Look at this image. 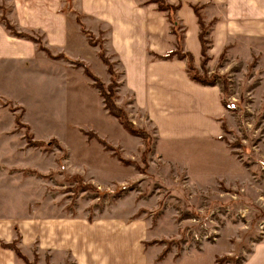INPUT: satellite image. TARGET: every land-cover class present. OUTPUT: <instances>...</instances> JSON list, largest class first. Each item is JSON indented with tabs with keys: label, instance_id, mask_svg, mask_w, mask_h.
I'll use <instances>...</instances> for the list:
<instances>
[{
	"label": "rangeland",
	"instance_id": "1",
	"mask_svg": "<svg viewBox=\"0 0 264 264\" xmlns=\"http://www.w3.org/2000/svg\"><path fill=\"white\" fill-rule=\"evenodd\" d=\"M133 1L166 21L149 0ZM40 5L60 6L74 30L70 37L77 44L70 42L67 56L61 53L72 72L61 73V79L71 77L73 85L67 88L66 82L61 92L51 93L42 57L0 61V226L5 225L0 247L12 255L5 260L79 264L83 223L85 245L92 247L89 264H137L138 257L143 264L146 255L148 264H217L223 257L230 258L224 264H243L256 244L264 243L262 54L239 44L234 53L213 58L206 39L207 60L195 67L215 77L221 89L224 139H166L145 110L136 108L134 94L124 93L107 37L88 20L96 46L82 33L79 0H35ZM13 12V0H0V19L11 24L7 15ZM33 35L42 42L45 34ZM100 55L113 65L114 77ZM76 61L85 63L107 91L116 83L115 104L148 139L132 135L108 113ZM140 225L148 234L139 244ZM120 230L126 231L116 235ZM206 234L218 240L206 241Z\"/></svg>",
	"mask_w": 264,
	"mask_h": 264
},
{
	"label": "crops",
	"instance_id": "2",
	"mask_svg": "<svg viewBox=\"0 0 264 264\" xmlns=\"http://www.w3.org/2000/svg\"><path fill=\"white\" fill-rule=\"evenodd\" d=\"M166 1L181 5L176 17L184 29L182 45L185 52L193 54L195 65L201 62L202 45L201 28L193 6L202 7L200 13L203 22L209 26L206 39L211 46V57L234 53V46L240 44L241 49L244 45L248 52L252 51L258 57L262 54L264 58V0ZM13 2L14 12L7 15L11 24L15 22L18 29L34 38L35 32L44 33L42 44L53 55L63 53L67 56L70 42L77 44L75 37H70L74 30L70 28L65 12L60 11V6L36 7L35 0ZM79 3L82 23L85 25L88 20L89 25H97L98 33L103 31L107 37L118 62L116 72L120 74L121 71L123 76L124 93L134 94L136 108L139 111L145 110L159 127V135L179 141L208 142L222 136L226 111L221 102V89L192 82L186 72V61L153 59V54L165 55L176 48V36L171 34L167 17L168 26L152 8L139 7L133 0H79ZM148 3V6L155 5ZM19 4L22 6L19 7ZM157 13L166 16V13L158 10ZM40 57L48 62L44 83L51 93L61 92L66 82L67 88L71 87V77L61 79V73L69 71L66 61L51 59L34 41L12 35L0 22V61H34ZM66 227L59 225V228ZM4 228L5 225L0 226V234H3ZM126 230L115 231V234L125 233ZM140 230L139 239H144H140L139 244L141 240L147 241L145 238L148 234L145 226L140 225ZM78 238L79 264H89L87 254L92 253V247L85 245L87 234L83 231V223H79ZM11 256L9 253L5 255L0 247V264H10V259L5 260V257ZM147 258V255L143 258V264H148ZM140 260L142 258L138 257L137 264ZM243 264H264V243L256 244L254 252Z\"/></svg>",
	"mask_w": 264,
	"mask_h": 264
},
{
	"label": "trees",
	"instance_id": "3",
	"mask_svg": "<svg viewBox=\"0 0 264 264\" xmlns=\"http://www.w3.org/2000/svg\"><path fill=\"white\" fill-rule=\"evenodd\" d=\"M149 2L151 4H155L157 5V10L159 12H163L166 13V17L169 21V23L171 24V33L173 35L176 36V48L174 50L169 51L167 54L165 55H157V54H153V59H157V60H164V61H170L173 59H178V60H183L186 61L187 64V68H186V72L189 76V79L194 82L197 83L201 86H207V87H214L217 85V81L215 77H210L207 73H204L203 75H201L198 71V69L195 67V62H194V57L193 54L190 52H185L181 43H182V38L181 35L179 34V23L178 20L176 18V14L179 11V9L181 8V5H174L171 4L169 2H167L166 0H149ZM202 7L200 6H193V9L198 17V22L201 28V32H200V42L202 45V58L207 60V50H208V42L206 40V36H205V32L207 31L206 26L202 20L201 17V10ZM5 21V28L10 31V33L18 38H26L29 40H32L34 42H36L37 44H39V48L44 51L48 57H50L51 59L54 60H62V59H66L65 56L63 54L54 56L50 53V51L48 49H46L44 46H42V42L40 40H37V38H34L32 36H29L23 32H18L16 31V29H14L12 27V25L7 21V19L5 17H2V19H0V22ZM79 25L81 27V31L84 35H89V44L91 46H96V44L93 42V38H92V33L88 32V30L86 29L85 25L79 20ZM101 35L103 34L102 32L100 33ZM224 55V54H223ZM221 55V56H223ZM100 59L101 61L108 67V73L111 76H115V71L113 68V65L109 62V60L104 56V55H100ZM77 67H80L84 70L85 75L91 79L94 82V86L97 88V90L100 92L103 100H104V104H105V108L108 111V113L110 115H112L113 117L117 118L121 124L123 125V127L132 135H137L140 136L144 139H148L149 136L147 134L146 131H143L141 129H138L129 119L128 114L123 110L120 109L114 102V88L116 87V83L113 81L112 84L109 87V90L107 91L105 89V87L103 86V84L101 83V81L99 80V78H97L89 69V67L83 63V62H78L76 61L74 63ZM19 120V127L23 126V124L20 122ZM222 127L223 130H226V124L223 122L222 123ZM26 128L28 129V127L26 126ZM221 139H224V137H221ZM29 145H36V143H31L29 141ZM108 148H110L109 146H107ZM230 258L229 257H223V258H218L217 259V264H224L225 262H227Z\"/></svg>",
	"mask_w": 264,
	"mask_h": 264
},
{
	"label": "built area",
	"instance_id": "4",
	"mask_svg": "<svg viewBox=\"0 0 264 264\" xmlns=\"http://www.w3.org/2000/svg\"><path fill=\"white\" fill-rule=\"evenodd\" d=\"M216 235H218V234H216ZM204 239L206 241H217L218 240L217 236H212V235H209V234H206V236L204 237Z\"/></svg>",
	"mask_w": 264,
	"mask_h": 264
}]
</instances>
